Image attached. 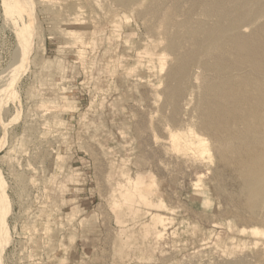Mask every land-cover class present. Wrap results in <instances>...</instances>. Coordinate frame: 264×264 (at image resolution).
Wrapping results in <instances>:
<instances>
[{"label": "rangeland", "instance_id": "1", "mask_svg": "<svg viewBox=\"0 0 264 264\" xmlns=\"http://www.w3.org/2000/svg\"><path fill=\"white\" fill-rule=\"evenodd\" d=\"M192 3L0 0V264H264V209L198 126L210 73L167 101Z\"/></svg>", "mask_w": 264, "mask_h": 264}, {"label": "bare ground", "instance_id": "2", "mask_svg": "<svg viewBox=\"0 0 264 264\" xmlns=\"http://www.w3.org/2000/svg\"><path fill=\"white\" fill-rule=\"evenodd\" d=\"M116 1L127 5L132 0ZM256 1L259 0H193L191 5L194 3L195 7L199 5L201 17L198 18V15L199 20L191 21L196 13L190 6L191 11H185L187 16L185 18L186 22H191L193 26L189 23L191 28L187 26L188 24L184 27L189 30L188 37L184 35L188 38L185 41H189L191 35L190 37L194 39L191 40L194 43L190 41L193 47L191 51L187 49L186 53L183 51L181 53L180 42L170 41V48L175 51L171 52L175 53L176 68L169 72L170 78L166 76L169 82L176 83V86L167 89V101L176 104L179 97L181 95L183 97L184 84L192 73L194 65L198 64L203 69L202 73L208 75L210 73L211 77H206L204 80L205 86L203 93H200L201 98L196 108L199 110L198 126L216 141L222 161L235 167L237 176H240L244 182L241 190L245 196L247 194L246 206L254 211L264 209V25L257 26L248 36L242 34V27L255 20L252 19L254 13L261 14L263 7H257ZM154 17L157 19V16ZM209 20L214 22L210 23ZM172 23L169 24L171 29L174 26L171 27ZM169 25L166 23V26ZM176 35L177 33L174 37ZM180 45L184 44L180 43ZM203 144L205 140L199 139L196 147H201Z\"/></svg>", "mask_w": 264, "mask_h": 264}]
</instances>
